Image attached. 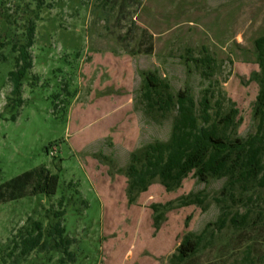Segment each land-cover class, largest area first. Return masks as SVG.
I'll use <instances>...</instances> for the list:
<instances>
[{"label": "rangeland", "instance_id": "obj_1", "mask_svg": "<svg viewBox=\"0 0 264 264\" xmlns=\"http://www.w3.org/2000/svg\"><path fill=\"white\" fill-rule=\"evenodd\" d=\"M30 23L33 65L22 82V105L12 108L11 44ZM263 35L264 0H0V184L40 166L58 176L50 197L0 203V250L23 226L47 227L63 210L74 257L65 264H176L183 237L217 220L214 198L224 180L202 183L190 174L171 192L154 180L128 202L130 154L171 132V116L156 122L144 112L143 74L164 79L174 95L187 90L198 102L209 88L213 105L234 103L237 134L246 137L256 132L258 85L250 75L259 71L254 41ZM188 51L214 59L211 78L186 67ZM197 193L202 206L177 207ZM170 202L155 224L152 206ZM248 207L247 227H209L204 245L182 264H264V189ZM61 258L36 251L21 264Z\"/></svg>", "mask_w": 264, "mask_h": 264}, {"label": "trees", "instance_id": "obj_2", "mask_svg": "<svg viewBox=\"0 0 264 264\" xmlns=\"http://www.w3.org/2000/svg\"><path fill=\"white\" fill-rule=\"evenodd\" d=\"M29 23V22H28ZM34 43V26L27 24L23 38L18 37L11 44L13 68L8 73L11 90L8 97L12 108L22 105L21 88L24 78L32 68L30 48ZM4 43L0 42V51ZM185 58L189 69L193 65L199 76L209 79L214 75V59L206 51L193 57L191 52ZM254 57L259 71L250 75V80L258 85V93L253 104V117L257 120L256 132L240 137L237 129L241 123L235 104L211 102L209 88L203 90L196 102L187 90L172 94L169 84L152 72L143 74L141 99L144 112L154 121L171 116V132L166 141H155L143 145L130 154L129 163L124 169L127 179L128 202L145 192L154 180L167 192L178 189L190 174L198 182L224 180L218 195L214 198L218 206L217 220L208 223L200 234H186L176 249L173 259L182 264L194 256L204 245L205 233L214 226L221 231L227 226L234 229L247 227L249 223V203L254 202L259 189H264V35L254 41ZM1 60H5L0 56ZM16 115L11 116L15 120ZM57 174L44 166L26 171L0 184V203L18 200L26 196L56 193ZM200 193L189 194L178 199L177 207L202 206ZM62 206V199L59 201ZM173 203L163 206L153 205L154 222L163 215L159 212L171 210ZM245 208L244 213L239 210ZM159 212V213H158ZM63 210L52 214V222L44 227L40 221L20 228L9 240L5 249V264H21L33 252H59L62 258L58 264L73 261L69 251L72 240L65 235L62 225ZM30 219H28V222ZM8 259V260H7Z\"/></svg>", "mask_w": 264, "mask_h": 264}]
</instances>
